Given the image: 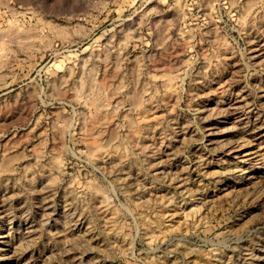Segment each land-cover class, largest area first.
I'll return each instance as SVG.
<instances>
[{"label": "rangeland", "instance_id": "1", "mask_svg": "<svg viewBox=\"0 0 264 264\" xmlns=\"http://www.w3.org/2000/svg\"><path fill=\"white\" fill-rule=\"evenodd\" d=\"M0 264H264V0H0Z\"/></svg>", "mask_w": 264, "mask_h": 264}, {"label": "bare ground", "instance_id": "2", "mask_svg": "<svg viewBox=\"0 0 264 264\" xmlns=\"http://www.w3.org/2000/svg\"><path fill=\"white\" fill-rule=\"evenodd\" d=\"M90 79H93V78L90 76ZM97 104L100 106V105L103 104V103H101V104H100V103H97ZM98 105H97V106H98ZM101 106H102V105H101ZM254 153H255V152H254Z\"/></svg>", "mask_w": 264, "mask_h": 264}]
</instances>
